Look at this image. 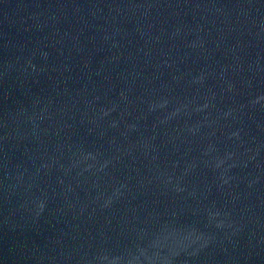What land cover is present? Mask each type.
Here are the masks:
<instances>
[{
	"label": "water",
	"instance_id": "water-1",
	"mask_svg": "<svg viewBox=\"0 0 264 264\" xmlns=\"http://www.w3.org/2000/svg\"><path fill=\"white\" fill-rule=\"evenodd\" d=\"M0 264H264V0H0Z\"/></svg>",
	"mask_w": 264,
	"mask_h": 264
}]
</instances>
